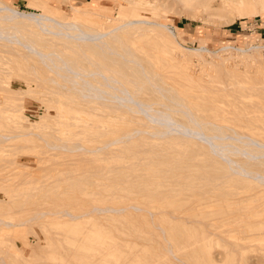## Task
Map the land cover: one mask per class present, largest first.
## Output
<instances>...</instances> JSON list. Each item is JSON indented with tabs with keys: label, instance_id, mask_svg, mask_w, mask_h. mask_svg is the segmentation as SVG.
Instances as JSON below:
<instances>
[{
	"label": "rangeland",
	"instance_id": "rangeland-1",
	"mask_svg": "<svg viewBox=\"0 0 264 264\" xmlns=\"http://www.w3.org/2000/svg\"><path fill=\"white\" fill-rule=\"evenodd\" d=\"M1 1L18 10H25L34 14L41 13L39 7L29 5L28 0ZM46 1H48L47 3L54 12L62 14L66 19H72V6L78 5L80 8L91 9L95 13V22L106 26L112 25L116 18H128L133 13L132 4L127 0ZM249 1H252V4L246 3L240 11L234 10L233 0H196L194 3L189 4V8H182L183 4L176 3L174 5L177 6L175 10L160 9L153 12L148 6L143 8L140 6L138 12L147 16L150 20L167 24L174 31L179 48L187 49L188 52L187 54L185 53L186 56H182L179 48H175V61L172 62H178V65L184 68L187 65L186 68L188 70L186 72L193 74L192 76L198 78L201 82L202 80H206L204 83L209 82L212 79L211 76L214 79L217 76L223 83L226 82L224 81L226 79H229L230 83L235 76L236 78L239 76L237 80L234 78L236 81L233 82H237L239 85L242 83L247 88L260 87L261 84L264 85V0ZM229 9L233 11L231 10V12ZM142 26L146 28L149 37L147 39L141 37L134 44H137L140 48L139 54L143 58L145 65L150 70H155L168 77L165 78L160 74L158 76L160 84L178 87V84L172 81L167 74L177 75L178 72H173L172 70L177 71L179 69L173 68L174 65H172L171 61L169 63L161 62L156 61L154 58V55L158 54V49L155 47L158 39H166L168 36L162 34L161 28L156 25L142 24ZM21 32L24 35H28L27 39H33L38 45L49 47L47 46L48 35H45L36 27L27 26ZM129 42H133L132 39ZM4 43L7 46H1L2 49L6 50H0V67H7L10 74L5 69L8 74L3 70L0 76L4 79L10 77L11 86L17 88L19 95L23 94L21 95L22 99L18 101L21 102V114L24 116L20 120L30 126L32 133L0 141V185L4 183L0 186V264H120L119 262H122L121 264H137L140 262V264H184V262H186L185 264H194L197 260L198 245L195 242L196 237L194 236L195 239H193V235L197 234V231L201 228V223L199 224L198 221L205 220L204 223H206L211 220V222L220 224L219 220H223L225 217L228 218L231 215L228 219H224L226 222L224 228H227L225 237L227 241H230L229 247L227 245L225 250L228 254L233 253L234 259H230L231 261L227 259L225 264L230 262L245 264L255 258L260 259V264H264V250H262L264 249L262 248L264 247V234L261 239L248 241L246 248L241 249L240 254L236 253L237 242L242 243L243 241L239 238L241 233L237 231V226L234 224L235 216L240 215L245 210L241 207V204H236V206L231 205L230 202L241 195L242 192H250L247 189L248 185L246 183L235 184L227 182L221 184L219 189H212V183L217 180L214 176L221 175L223 168L218 167L220 165H216L212 158H208L199 143H190L180 154V161L176 162V164L184 168L182 175L177 177L169 173L165 177V174L162 173L156 177L153 175L154 172L152 170L154 169L151 165V169L134 174L131 177L133 179H130V177L120 178L119 174H114L108 170V165H110L111 161H104L103 158L99 161L96 160V162H101L99 163L100 165L105 164L103 172L90 173L86 171V167H83L84 161H81L83 162L82 165L79 161L76 162L81 165L80 168L83 167V170L78 168V164H71L72 154L70 152L50 149L46 143L51 141L56 144H61V142L71 144L76 141L86 147H94L100 141L114 138L128 130L131 122L128 119L116 120L93 116L87 111H83V107L80 104H78L79 106L73 104L69 99L63 97L61 100H65L66 102H63L65 104H58L57 97L59 94L57 95V93L59 90L57 88L59 86L55 87L49 80L55 74L50 72L48 68L42 67L41 65L43 64L38 61L39 59L35 55L30 58H22L21 54L26 52L24 45L12 41H5ZM251 45L261 46L255 51L257 52L256 57L248 55L249 53H254L253 51H248L249 53L246 52L247 55L243 56V53L237 49L246 48L247 50ZM199 46H203L205 50L202 52L190 50L199 48ZM5 59L8 61L6 64H4ZM36 64L41 69L40 67L38 68V65L35 67L34 65ZM84 65L87 66L86 64ZM165 65L166 69H164ZM184 68L182 69L186 70ZM232 71L235 73L234 76H232ZM208 73H210V78ZM228 73H230V76L227 75ZM22 74L26 78L29 76L30 79H35L38 86L34 85V80L31 81L29 78L31 84L25 83V77ZM217 77L216 79H218ZM240 77H242V80L239 81ZM36 79H38V82L42 81V85L45 87H39ZM200 81L196 82L200 83ZM217 82L221 85L217 83L216 85L222 86V82ZM227 85L229 86L228 83ZM46 87L50 89V92L48 89L46 91ZM260 92L249 88L244 93H249L251 96L245 98L244 101L256 102L258 96L263 94ZM58 105L63 107L60 115H57L56 112ZM69 105H71V109ZM5 106H7L5 103L0 102V132L20 134L27 130L19 124L18 120H15L16 117L11 112L5 110ZM190 106L202 116L209 113L206 107H212L213 104L208 100L199 101L194 99L191 101ZM76 109L78 112L74 111ZM227 111H232V107L226 106L224 113L226 121H224V124L233 126L239 132L264 140V120L259 116L258 107H245L236 114L228 113ZM41 115H46L47 119H40ZM3 121L7 127L1 125ZM51 121H53V125ZM57 121L61 122L59 123L60 126L57 125ZM8 125H10L11 130L14 129L16 131H9ZM32 125H35V127ZM49 127L53 128V131ZM58 127L59 129H56ZM20 128L23 132H21ZM77 129L79 132L81 129L82 131L76 133L75 130L77 131ZM160 147L159 150H165L168 145L163 142ZM84 154L81 155L84 157ZM81 155L79 157H82ZM175 155V152L167 153L165 161L168 164L159 165L157 169H167L169 165H175L173 162ZM191 157H195V159ZM74 165L78 166H76L77 170L76 168L73 169ZM188 166L192 168L185 169ZM205 176L210 178H200ZM7 179L9 180L6 181ZM126 179L131 183L135 180V185L132 183L134 188L138 183H151L153 181L154 184L160 183L161 191L163 189L164 192H158L150 199L154 201L150 202L151 206L157 204L169 210L176 206H186V204L190 207L188 209L182 207L181 212L177 214H181L180 216L170 217L172 219L175 218L172 222V219L170 220V218L162 214L151 215L131 209L116 212L115 207L117 208L118 205H122L121 203L125 201L129 203L132 200H146L133 187L129 189L128 193L119 191V195H117L118 185L122 184ZM18 180L19 182L15 183ZM176 180L179 182H174ZM117 181L120 183H117ZM5 183L9 185L6 187ZM84 192L90 193V195ZM174 193L176 195L166 196ZM194 199L197 200L194 201ZM192 200L193 202H191ZM126 203L123 205H126ZM93 207L96 208L93 209ZM42 209L46 211L44 215H41ZM242 209L243 211L239 213ZM190 210L193 211L191 212ZM186 212L189 214H186ZM263 212L260 215H256L260 216L257 217L258 219L262 217L264 219ZM206 214L210 215L206 216ZM231 220L234 221L232 222ZM166 221H169L168 225ZM147 223L150 224L147 225ZM160 227L163 229H160ZM230 227L231 229H228ZM118 238L123 239V242L120 241L122 245L116 243L117 241L119 242ZM183 239H188L189 244L185 240L183 242ZM129 241L131 242L129 243ZM260 242L263 244H260ZM181 243H184L185 246L181 245ZM230 243H232V246ZM253 243H258L255 247L257 251L259 250V253L254 249ZM107 245L110 249L107 248ZM115 245L119 247L114 249L116 248ZM133 248L139 251H135L134 257L132 256ZM125 250L127 251L126 253ZM247 250L250 253H247ZM105 251L109 252L105 254ZM125 254L130 255L127 256L128 258L132 256V259H127ZM242 254L247 255L243 258ZM238 255L241 257L239 256V258ZM124 257L125 259H123ZM245 257H248L247 261ZM157 259L159 260L156 261Z\"/></svg>",
	"mask_w": 264,
	"mask_h": 264
},
{
	"label": "bare ground",
	"instance_id": "bare-ground-1",
	"mask_svg": "<svg viewBox=\"0 0 264 264\" xmlns=\"http://www.w3.org/2000/svg\"><path fill=\"white\" fill-rule=\"evenodd\" d=\"M28 1L29 5L39 7L41 13L34 14L25 10H18L6 5L0 0V50H6L1 48L2 45L7 46V44L4 43L5 41H12L19 42L26 48V52L21 54L22 58H30L35 55L39 59L38 61L43 64L41 65L42 67L44 66V68H48L50 72L55 74V76H52L49 80L55 87L59 86L57 88L59 90L57 93V95L59 94V96L57 97L58 104H63V102L65 101L61 100L63 97L69 99V101L73 104H80L81 107H83V111H87V113L93 116L106 117L116 120L128 119L131 122L130 128L128 130L120 133L114 138L100 141L98 145H95L94 147H86L80 142L76 141L72 142L71 144H65L62 142L61 144H56L51 141L46 143L47 146L50 149L70 152L72 154V156L69 154L71 156V164H78L76 162L79 161V163H81L82 165L83 162L81 161H84L83 167H86V171L90 173H94L97 171L103 172V170L105 169V164L100 165L99 163L101 162H98L103 158L104 161H111L110 165H108V170H110L114 174H119L120 178L130 177V179H133L131 177L134 174H137L138 172H141L143 170L147 171L151 167V165L154 169L152 170L154 174H152L156 177L160 176L162 173L165 174V177L169 173H172L173 176L175 175L177 177L179 175H182L184 168L176 164V162L180 161V154L190 143H199L200 147L204 149V152L206 153L208 158H212L216 165H220L218 167L223 168V172L221 175L218 174L214 176V178L217 180L212 183V189H219V186L221 184L231 182L235 184L246 183L248 185L247 189L250 190V192H242L241 195L237 196L234 200L231 199L232 201L230 202L231 205L241 204V207H243V209L245 210V212L240 213L243 211L242 209L241 211H239L240 215L235 216L236 220L234 224H236L237 226V231L241 233L239 238L243 241L242 243L237 242L236 245H238V248L235 247L237 248L236 253L240 254L241 249L246 248V243L248 241L261 239V236L264 234V230H262L264 229V219L262 217L259 218V220L257 217L260 216L256 215H260V213L264 210V140H261L253 135L239 132L233 126L224 124V121H226L224 119V113L226 110V106L232 107V111L227 112L233 114L238 113L245 107H258L259 116L262 120H264V85L261 84L260 87H249L251 89H254V91L257 90V92L261 91L263 93L258 96V100L256 102L254 101L252 103V101H244L245 98L251 96V94L249 93H244L249 88L242 85V83L241 85H239L237 82H233L236 81L239 76H237L238 78H236L235 76L234 78H236V80H234L233 78V81H230L231 84L228 81L229 79L227 80L226 77H224L226 80H223L226 81L229 86L226 82L223 83V81H220L217 76H215V79L211 76L212 79H210L209 82L204 83V81L206 80H202V84V82L198 80V78L192 76L193 74L191 75L190 73L188 74L186 72L188 70L186 68L187 65L185 66L186 70H183L182 68L184 67L178 65V62H172L175 61V48H179L177 37L174 34V31L167 24L150 20L147 16L141 15L138 12V8H140V6L142 8L148 6V8L153 12L160 9L175 10L177 6L174 5L176 3L183 4L182 8H189V4L194 3V1L196 0H127L132 4L131 7L133 9V13L128 16V18H116L115 22L112 25L107 26L95 22V13L91 9L80 8L78 7V5L72 6V19H66L62 14L54 12L51 9V6L47 3L48 1L46 0ZM248 2L252 4V1L249 0H233L234 10L240 11L242 7H244V5ZM229 10L231 11L232 9ZM142 24L156 25L161 28L162 34L168 36V38L166 39H158L155 45V47L158 49V54L154 55V58L156 61L161 62L165 61L169 63L171 61L173 63L172 65H174L173 68L180 70V73L179 70H172L173 72L179 73H177V75L174 74V76H172L173 74L171 75L164 72L172 81L178 84V87L165 86L163 84H160L158 82V76L162 73H159L155 70H150L145 65L143 58L139 54L140 48L137 46V44H134L135 42L137 43L141 37L145 39L149 37L146 28H143ZM27 26H34L45 35H48V44H46L49 47H45V45L40 46L33 39H27L28 35H24L21 32L22 29L27 28ZM130 39H132L133 42H129ZM227 47H229V45H227ZM260 47L261 46L259 45H251L247 50L246 48L237 49L243 53V56L247 55L246 52L253 51L254 53L248 52V55L256 57L257 52L255 51H257ZM69 50H71V52H69ZM190 50L202 52L203 50H205V48L203 46H199V48ZM179 51L182 52V56H186L185 53L187 54L188 52V50L184 48H179ZM221 60L223 59L221 58ZM7 62L8 61L5 59L4 64H6ZM34 62L36 61L34 60ZM84 64H86L87 66H85ZM37 65L38 64L34 66L37 67ZM39 67L40 66L38 65V68ZM159 68L162 69L161 67ZM5 69H7V67H0V75L3 70L5 71ZM164 69H166V65ZM202 69L204 70V68ZM24 70L27 71L26 69ZM233 71L232 76L235 75ZM7 72L9 73L8 69ZM209 74L210 73H208V77L210 78ZM229 74L230 73H228L227 75ZM162 75L165 78H168L166 75ZM216 77L218 79H216ZM9 78L10 77L4 79L2 76H0V102L7 105L5 106V110L11 112L12 115L16 117L15 120H18L19 124L27 130L23 132L20 128L21 132H23L20 134H6L0 132V141L10 139L11 137H17L19 135H27L32 133V131H30V126L22 123V121L20 120L23 119L24 116L23 114H21V102L18 101L22 99L21 95L23 94L19 95L17 88L11 86ZM28 78L30 79L29 76L27 78L25 77L24 82L29 85L31 83L29 82ZM241 78L242 77H240L239 81L242 80ZM30 80H34V85H37L35 79L32 78ZM36 81L38 82V79H36ZM196 81H200V83H197ZM217 81H219L220 83L222 82V86L216 85V83L219 84ZM38 83L39 87H45L42 85V81ZM261 83L263 82L261 81ZM47 89L48 88L46 87V91ZM48 90L50 92V89ZM55 90L52 91L56 92ZM194 99L199 101L208 100L210 103H212V107H206L209 113L201 116L196 111H194V108L190 106L191 101H193ZM70 106L71 105H69V107ZM62 108L63 107H60V105H58L57 111L55 110L57 112V115L61 114ZM74 111L78 112L77 109ZM40 119L46 120L47 117L46 115H41ZM52 122L53 121H51V124ZM59 123L61 122H58V126H60ZM1 125L7 127L4 124V121L3 124L1 123ZM9 126L10 125H8V127ZM32 126L35 127V125ZM56 129H59V127ZM12 130L16 131L14 129ZM12 130L9 127V131L12 132ZM81 131L82 129L80 130V132ZM75 132L80 133L78 129L77 131L75 130ZM163 142L167 143L168 147L165 150H159L161 148L160 144H162ZM172 152L176 153L173 159L175 165H169L170 167L168 166L167 169H157L159 165L168 164V162L165 161V157L167 156V153ZM109 153L112 155H110ZM81 154H84V157ZM80 155L82 157H79ZM191 158L195 159V157ZM96 160L98 161L96 162ZM81 165H79V167L77 165H74L73 169L76 168L77 170V167L80 168ZM82 168L80 169L83 170ZM187 168L192 167H185V169ZM200 178L208 179L210 177L208 176L207 178L205 176ZM8 180L9 179H7L6 181ZM17 182H19V180L15 183ZM174 182L178 183L179 181L176 180ZM117 183L120 182L117 181ZM132 183L134 184L135 180H133ZM132 183L128 181V179H126L122 184H119L117 187V195H119V191L128 193L129 189L133 187ZM1 184L3 185L4 183ZM7 185L9 184L5 183L6 187ZM133 189L136 190V192L140 193L141 196L146 200L142 198L145 201L132 200L129 203L125 201L124 203H121L122 205H118L117 208L115 207L116 212H123L125 210L131 209L135 211L146 212L151 215L162 214L166 215L167 218H170L180 213L182 207H186L187 209L188 207H190L186 204V206H176L169 210L157 204L151 206L152 204H150V202L152 200L150 199H152L158 192H164L163 189L161 191L160 183L154 184V181L151 183H138L135 188L133 187ZM85 194L90 195V193ZM173 195H176V193L169 195L167 194L166 196ZM157 198L160 199L159 197ZM197 199H194V201ZM191 202H193V200ZM125 203L126 205H123ZM94 208L96 207H93V209ZM193 210L190 211L192 212ZM45 213L46 211H43L42 209L41 215H44ZM187 213L188 212H186V214ZM180 215H177V217ZM209 215L210 214H206V216ZM225 218L218 221L220 224L211 222V220L204 223L205 220L198 221L200 219H193L197 220L199 224L201 223V228L197 231V234L195 233L193 235V239H195L196 237L195 242L198 245L197 260L194 262V264H225L227 259H234L233 253L228 254V252L225 250V247H227L230 242L227 241L225 237L227 233V228H224L226 226V222L224 221ZM171 219L172 218H170V220ZM173 219L171 220V222L173 221ZM168 222L166 221L167 225L169 224ZM144 224L146 225V223ZM148 224L150 223H147V225ZM151 225L154 227L156 226L153 224ZM162 227H160V229ZM228 229H231V227ZM118 239L119 242H115L121 244L120 241L123 242V239ZM184 240L185 239H183V242ZM187 240H185V242ZM131 241H129V243ZM186 243H188V241ZM263 243L260 242V244ZM231 244L232 243H230V245ZM253 244V246L255 247V245L257 246L258 243ZM181 245L185 246L184 243H181ZM117 247L119 246H116V248L114 249H117ZM107 248L110 249L108 245ZM135 248H133V254L130 251V255L132 254L133 256L135 254V251L137 250H135ZM254 249L256 250V247ZM126 250L125 253L127 252ZM107 252L105 251V254ZM246 252L250 253L251 249L250 252L248 250ZM125 255L127 259H132V256L131 258H128L127 256L130 255ZM245 255L247 254H244L243 258ZM100 256L102 255L100 254ZM239 256L240 255H238V257ZM125 257L123 259H125ZM245 258V260L247 261L248 257ZM255 259L251 262L247 261L246 263L244 260L242 261L245 264H260V259ZM158 260L159 259H157L156 261ZM119 263L121 264L122 262ZM185 263L186 262H184V264ZM237 263L230 262L229 264Z\"/></svg>",
	"mask_w": 264,
	"mask_h": 264
}]
</instances>
